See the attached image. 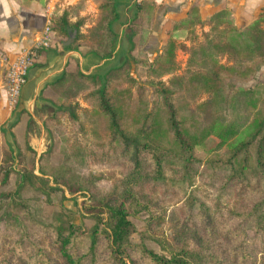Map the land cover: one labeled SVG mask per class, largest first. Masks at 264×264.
<instances>
[{
    "label": "trees",
    "instance_id": "obj_1",
    "mask_svg": "<svg viewBox=\"0 0 264 264\" xmlns=\"http://www.w3.org/2000/svg\"><path fill=\"white\" fill-rule=\"evenodd\" d=\"M92 1L98 13L89 27L90 17L80 15L86 0L52 17L49 27L61 41L74 34L69 48L85 46L107 59L118 38V0ZM159 7L135 3L131 48L119 65L58 80V161L48 150L36 173L34 151L32 161L3 153L0 264H264V8L240 27L227 8L204 18L192 6L150 57L136 37L142 17L154 22ZM179 30L189 47L173 37ZM178 49L189 53L184 68ZM251 79L253 85L238 83ZM211 136L215 147L199 158L197 147ZM27 186L49 198L83 196L93 225L43 222L23 196ZM142 213L136 242L131 216Z\"/></svg>",
    "mask_w": 264,
    "mask_h": 264
},
{
    "label": "crops",
    "instance_id": "obj_2",
    "mask_svg": "<svg viewBox=\"0 0 264 264\" xmlns=\"http://www.w3.org/2000/svg\"><path fill=\"white\" fill-rule=\"evenodd\" d=\"M79 1L0 0L1 154L6 150L14 155H26L27 151H34L37 156L45 153L57 139L51 120L59 102L58 80L65 72L76 70L87 74L100 72L106 68L107 63L121 60L129 52L128 48H122L125 37L128 35L126 36L123 29L117 31L116 26L123 23V27H128V21L132 18H130V12L135 13V3L140 0H118L120 19L114 25L118 38L110 58L100 59L84 47L69 48L71 42L61 41L52 31L50 46L39 47V55L29 68L17 103L14 106L10 104L6 88L8 61L14 59L22 50L38 46L46 35V28L52 17L60 15L63 9L75 6ZM154 1L160 7L154 18L155 33L150 42L156 34L166 39L167 30L171 31L173 23L183 18L192 6H197L204 18L220 9L227 8L231 12V18L245 19L246 24L253 21L264 8V0ZM97 13V6L92 0H86L85 9L80 11L81 16L90 17L87 26L91 25ZM122 13L126 16L124 22H121ZM171 33L176 39L186 41L185 30ZM127 44L131 45L128 38Z\"/></svg>",
    "mask_w": 264,
    "mask_h": 264
},
{
    "label": "rangeland",
    "instance_id": "obj_3",
    "mask_svg": "<svg viewBox=\"0 0 264 264\" xmlns=\"http://www.w3.org/2000/svg\"><path fill=\"white\" fill-rule=\"evenodd\" d=\"M133 15H134L133 12H130V18L133 17ZM125 18H126L125 14L122 13L121 22H124ZM232 21L235 24H237V25H243V24L247 23V20H245V19L241 20L240 18L237 20V17L236 18L233 17ZM122 24L123 23H121V25H117L116 26L117 31H120V30L123 29L126 32V36L129 35L128 27L125 28V27L122 26ZM153 25H154V22H152L147 15H144L142 17V20H141L140 33L136 37V45H137L138 48L146 42V44L144 45V48H145V50L147 51V53L149 54L150 57H154L161 50V48H162V46H163V44H164V42L166 40L162 35L160 36L159 34H156L153 37V41L150 42L151 37L155 33V26H153ZM87 27H89V26H87ZM240 27H242V26H240ZM207 30H208V28L198 29V33L201 36L202 32H205ZM169 32L170 31L167 30L165 35L168 36ZM127 38L128 37H125L124 43L122 44V48H124V49L128 48L130 50L131 45L128 46ZM178 41H180V40H178ZM182 42H184V41H182ZM185 45H187V47H189L190 46V42L186 40L185 41ZM82 47L87 48L85 46H82ZM188 56H189V53H188L187 50H185V49H178L177 50V60L179 61L181 68H184ZM227 61H228V57L224 56L222 58V62H227ZM108 62H110V61H108ZM121 62H122V60H118V61H115V62H110L109 64L107 63V65L105 66L106 67L105 69H108V68H111V67H115V66L119 65ZM262 74H264V68L262 69ZM168 78L169 77L167 76L164 79L168 80ZM255 81H256V79H251V80H249L247 82L238 81V83L240 85H243V86H248V85H253L255 83ZM80 103H81L82 107H88V105L85 104L81 100H80ZM62 120L63 121H67V118H63ZM53 121L54 120H51L52 128H53ZM67 123L69 124V122H67ZM56 135H57V133H56ZM243 137H244V133H241L233 141L230 142V144H229L230 147L234 143H236L240 139H242ZM217 141L218 140H217L216 137L211 136L204 143H202L201 145H199L197 147L196 155L199 158L206 157L208 155L209 151H211L215 147ZM226 148L224 149V151L226 150ZM60 149H61V141H60L59 136L57 135V139L55 140V142H53L51 147L48 149V150H52L53 163L58 161L59 158L61 157ZM15 156H16L17 160H19V158H21L22 156L28 157V159L30 161H32V159H33V153L32 152H28V151H27L26 155L18 154V155H15ZM40 156H37V154H36V161H37V163H36V173H38V168H39V165H40V164H38V160H39ZM2 157H3V154L0 153V161H1ZM16 168L18 169L19 167L16 166ZM16 179H17V176H16V174H14L12 176V181H11V184H10L9 188H14L15 187ZM198 183L199 182H197V184ZM65 195H66L67 198H64L61 193H56V194H53L51 196V198H49L47 195L41 193L39 190H37L35 188H32V187H28V186L24 190V193H23V196L29 202L30 207H31L32 212L34 213V215L38 219L42 220L45 223H55V222H58V221L62 222V221H66V220L67 221L71 220V221H74L77 224H84V225H87V226L93 225V221L83 214V201H84L85 198L83 196H79V195H77V196L70 195L68 192L65 193ZM74 197H76V198H74ZM146 217H147V214H145V213L131 216V220L134 222V224L136 226V229H137L136 233L133 236V240L136 241V242L142 241L141 234H142V232L144 231V228H145L144 224H145V218ZM164 230L166 231L167 234H171V229L169 228L168 224L165 225ZM146 243H147L148 246H150L151 248H154L155 250H157L158 252L161 253V249L159 248V246L156 243H154L152 241H149V240H146Z\"/></svg>",
    "mask_w": 264,
    "mask_h": 264
},
{
    "label": "built area",
    "instance_id": "obj_4",
    "mask_svg": "<svg viewBox=\"0 0 264 264\" xmlns=\"http://www.w3.org/2000/svg\"><path fill=\"white\" fill-rule=\"evenodd\" d=\"M52 42V30L48 26L46 35L38 46L22 50L14 59L9 60L6 70V88L11 105H15L26 82L29 68L39 55V47H49ZM6 60V58H5Z\"/></svg>",
    "mask_w": 264,
    "mask_h": 264
},
{
    "label": "water",
    "instance_id": "obj_5",
    "mask_svg": "<svg viewBox=\"0 0 264 264\" xmlns=\"http://www.w3.org/2000/svg\"><path fill=\"white\" fill-rule=\"evenodd\" d=\"M74 36V34H71V38L69 40V43L72 42V37Z\"/></svg>",
    "mask_w": 264,
    "mask_h": 264
}]
</instances>
